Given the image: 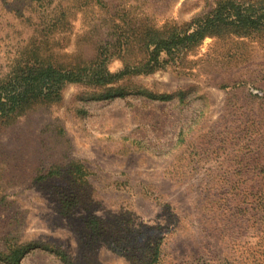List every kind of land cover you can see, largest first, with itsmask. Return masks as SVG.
<instances>
[{"label": "rangeland", "instance_id": "obj_1", "mask_svg": "<svg viewBox=\"0 0 264 264\" xmlns=\"http://www.w3.org/2000/svg\"><path fill=\"white\" fill-rule=\"evenodd\" d=\"M217 0H0V79L40 60L144 65ZM264 264V33L68 85L0 125V264ZM158 252V255H155Z\"/></svg>", "mask_w": 264, "mask_h": 264}, {"label": "trees", "instance_id": "obj_2", "mask_svg": "<svg viewBox=\"0 0 264 264\" xmlns=\"http://www.w3.org/2000/svg\"><path fill=\"white\" fill-rule=\"evenodd\" d=\"M257 33H264V0H217L212 12L182 28L149 32L145 43L151 48L149 60L132 71L127 69L111 73L107 68L108 55L99 58L90 68L66 69L40 60L14 65L0 79V125L13 123L36 103L58 102L70 84L106 86L128 74L149 75L165 69L169 62L199 46L208 37L225 34L248 36ZM33 245L18 246L10 252L9 258L13 264H21L24 255ZM56 255L65 264H75L62 251H56Z\"/></svg>", "mask_w": 264, "mask_h": 264}]
</instances>
